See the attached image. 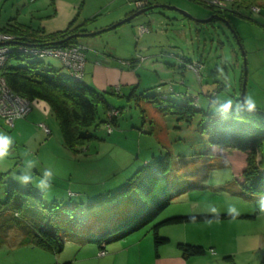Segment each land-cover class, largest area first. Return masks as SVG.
Instances as JSON below:
<instances>
[{"label":"rangeland","instance_id":"obj_1","mask_svg":"<svg viewBox=\"0 0 264 264\" xmlns=\"http://www.w3.org/2000/svg\"><path fill=\"white\" fill-rule=\"evenodd\" d=\"M8 1L17 8L22 4L15 3L17 0H0L2 16L7 13ZM22 1L25 12L32 3L31 0ZM59 1L65 7H74V15L82 9L76 24L85 16L89 18L99 13L88 24L92 28L110 25L112 19V25H117L135 7L131 0ZM149 1L151 8L130 21L94 36L77 38L87 47L83 82L101 93L111 106L120 107L109 130L103 122L96 128L90 127L88 131L95 137L75 154L63 145L55 117L41 100H33L30 106L33 116L41 118L51 130L50 145H39L45 135L37 128L36 120L25 124L26 130L15 136L19 139L13 140L12 135L18 131L0 119V135L11 140L4 149L6 155L0 159V172H6L4 183L0 182V202L6 198L5 182L27 191V186L19 181L27 160L36 161L30 173V191L42 196L40 205L29 195L16 192L9 204L0 205V264H93L89 256L95 245L88 239L123 220L139 203L135 192L116 197L125 187L126 179L145 160L162 158L165 154L170 161L166 184L173 196L154 221L175 214L233 216L249 213L255 217L250 227L237 225L238 222L231 218L182 224H188L187 234L195 242L203 241L204 234L211 232L220 248L235 253L236 261L262 264L264 248L256 243L253 253H244L241 244L244 243L242 236L264 234V212L258 205L264 194L246 193L240 185L245 153L210 145L202 129L209 113L217 112L218 103L237 104L235 99L242 91L244 62L243 102L248 105L251 98L254 109H264V0L252 1V6H259V12L251 9L250 2L241 0H228L220 8L210 5L212 0ZM48 3V0H38L36 5L42 14L52 12ZM139 6L142 4L138 3ZM216 10L219 14H215ZM140 25L148 31L139 34ZM95 56H104L119 64L118 69L113 73L93 74ZM137 58L144 60L132 67L120 65L121 60ZM196 60L202 62L199 76L194 70L198 66L192 63ZM42 61L52 63L61 75L68 76L58 59L45 57ZM11 63L21 64L22 61L11 60ZM122 70L133 71L132 80L127 74L122 76ZM128 83L136 85L130 99L121 95L129 90L130 87H124ZM112 86L121 87L120 95L109 90ZM163 93L169 101L188 103L206 113L192 111L184 118L174 109L162 110L159 107L165 102L161 101ZM209 96L215 100L211 101ZM96 108L97 119L104 118L103 107ZM106 117L109 119L111 113ZM45 169L51 170L53 177L51 187L42 192L36 184ZM109 197L115 198L109 200ZM13 204H18L19 208H14ZM230 205L234 206V212L230 211ZM68 208H75L70 211L73 215H68L69 211L65 210ZM51 209L60 210L63 217H70L63 221L59 231L63 238V249L59 253L32 246V238L27 233L33 230L34 224L45 222L47 210ZM42 215L44 218L40 217ZM75 215L82 219V225L72 228ZM163 228L159 230L160 236L165 233ZM149 236L152 241L151 231ZM22 237V243L29 244L21 245ZM247 245L251 247L250 243Z\"/></svg>","mask_w":264,"mask_h":264},{"label":"trees","instance_id":"obj_2","mask_svg":"<svg viewBox=\"0 0 264 264\" xmlns=\"http://www.w3.org/2000/svg\"><path fill=\"white\" fill-rule=\"evenodd\" d=\"M227 1L221 0V4L217 8H220ZM241 1L243 3L250 2L249 4L252 6L253 0ZM132 3L135 7L127 12L125 16H129L145 7H149L148 9L151 8L149 0H133ZM138 3L142 4V6L137 7ZM203 3L208 5L205 2ZM251 9L257 12L260 11L259 6L255 4ZM98 14L85 18L79 24L75 25L73 22L76 18H74L65 28L47 33L40 28H34L17 22H8L0 25V32L16 38V40H13L16 46L22 44L26 47V50H11L8 53L7 60L0 66V76L5 79L7 86L12 92L26 98L30 103L33 100H41L51 109L57 122L63 145L67 150L75 154L79 153L83 146L86 147L88 142L95 137L94 134L89 133L88 129L90 127L96 128L102 122L105 127L106 125L111 127L115 123L117 115L120 113V107L111 106L101 93L95 91L93 87L83 82L85 59L81 72L82 75L77 79L73 77L69 69L65 66L68 71V76L61 75L52 63L42 61L46 56L40 57L32 50L40 46L67 47L73 44H79L84 47L82 50L84 57V51L87 50V47L78 43L77 38L83 35L97 34L95 32L96 30L91 31L86 27L96 19ZM215 14H219V12L216 10ZM112 24L101 29L99 33L106 29L114 28L120 23L115 26ZM146 30L148 31L147 27ZM237 40L241 41L239 37H237ZM11 60L22 61V63L13 64ZM143 60L144 58L121 60V65L132 67L141 63ZM184 60H187L188 63L191 62V60L185 57ZM192 63H198L202 66L200 60ZM200 69L198 70V76ZM135 86L132 85L125 92L126 94L123 92L121 95H125L126 99H130L134 95ZM109 90L119 95L121 92L120 86H112ZM209 99L211 101L215 100L211 96H209ZM161 101L165 102L160 103L163 104L160 105V109L168 111L174 109V112L177 111L184 118H187L192 111H200L203 115L206 113L202 109L195 108L188 103L180 104L169 101L166 93L162 94ZM235 101L237 102L236 105L226 102L218 103L217 112L215 114L209 113L208 121L202 130L206 132L207 142L210 145L220 148H232L245 153V166L241 171L242 180L240 185L246 193L264 194V109H250L244 102L240 104V96ZM98 105L103 107V113L105 114V117L99 120L97 119L96 108ZM112 109H117V113L108 119L106 117L107 113L111 112ZM26 116L15 119L13 124L16 120L25 118ZM39 124H44L48 128V133L44 132ZM37 126L45 136L50 134V129L44 122L40 121ZM169 169L170 161L168 154H165L162 158L150 161L145 160L141 167L129 175L126 179L125 187L116 196L135 192L139 200L136 208L120 222L91 236L88 242L103 250L104 245L123 239L131 233L149 225L153 247L156 250L159 246L168 242L167 237L159 235V229L162 226L197 223L232 217L231 214H175L159 221H154L172 200L173 194L166 184V174ZM261 170L263 171L262 173L260 172ZM5 177L6 172H0V182ZM1 183H4V181ZM26 186L28 188L27 191H23L14 184L5 182L6 198L0 202V205L9 204L13 194L16 192L27 194L35 202L42 205V196L30 191L32 184L30 185L28 183ZM69 195H72V192H69ZM113 198L115 197H109V200ZM13 205L14 208H19L18 204ZM65 210L69 211L68 215L71 216L73 214L70 211H75V208ZM47 212L49 214H46L45 222L38 225L34 224L32 227L33 230H28L27 233H29L30 239L32 238V246L40 247L52 253H59L63 249V238L60 236L59 231L63 221L69 220L70 217L68 218V215L63 217L60 210L57 209L47 210ZM40 217L44 218L43 215ZM81 225L82 219L77 215L73 216L72 228ZM22 233L24 235L26 234V232ZM23 241L22 237L20 239L21 245L29 244L22 243ZM176 248L184 258L202 256L206 253L203 246L194 243L178 242ZM229 257L224 256L223 259ZM261 263L264 264V257Z\"/></svg>","mask_w":264,"mask_h":264},{"label":"crops","instance_id":"obj_3","mask_svg":"<svg viewBox=\"0 0 264 264\" xmlns=\"http://www.w3.org/2000/svg\"><path fill=\"white\" fill-rule=\"evenodd\" d=\"M132 1L133 0H131V2ZM48 2H49L48 5L51 6L53 10L48 14H42L41 13L42 10H40V7L36 5L38 3V0H31L30 3L32 4L28 7V10L25 12L23 11L24 10L23 6H25V3L22 0H17L15 2L17 4L22 3L21 6L18 8L14 7V4L8 1L9 4L6 15L2 16L0 13V22H2L0 23V25H3L8 22L9 23L17 22L23 25L24 24L29 25L34 28H40L45 33H47L65 28L72 20H74V18L76 19L73 23L74 25L76 24L77 22L76 20L80 16L82 9L78 10V12L74 15L73 13L74 7H72L71 5L70 7H65L64 4H62V1L59 0H48ZM10 7L13 8V11H11ZM85 18L88 17L85 16ZM110 22L113 23L114 22L113 19ZM107 26L108 24L92 28L90 25H87L86 28L91 31L96 30L95 32L98 34L101 31V29ZM87 36H94V35H83L80 37H87ZM117 65L119 64L108 61L104 56L102 57L95 56L92 65V71L93 74H97V72L113 73L112 71L114 69H118ZM84 72H85V68H84ZM120 73L122 76L124 74L125 75L127 74V76L131 78L130 80H132L133 78V74H132L133 71L122 70L120 71ZM93 76L94 75H92L91 78ZM132 85H134V83H128V85H124V87L128 88L131 87ZM32 121L38 123L41 121V118H39L38 116L36 117L33 116L32 111H30L25 118L16 120L14 122L13 128H16L18 132L12 135L14 136L12 137L13 140L19 139V137H15V136H20L21 132L26 130L25 124L29 125L28 123L31 124ZM50 141H51V136L48 135L47 137L43 136V142L42 143L40 142L39 145L40 146L50 145L49 144ZM24 148L29 151V149H27L26 147ZM229 218L234 219L235 223L238 222L237 225L244 224L246 225V227L247 226L250 227V225H252V223L254 222L253 218L255 217L254 215H251L249 213H241L238 215H233L232 217ZM149 227L150 226L147 227L148 229L142 228L138 231L131 233L130 235L126 236L123 239L104 245V247L102 248L104 254L101 256L98 255L101 249L95 245L94 248H91V255L89 256V258L93 260V264H244L245 263V261L243 263L236 261L237 257L231 249L224 247L220 248L213 241L212 239L213 233L211 232H206L204 234L205 237L203 241H199L200 243L195 242L194 239H192V237H189L187 234L189 227L188 224H175L174 226L167 225V227L166 226H163L164 228L161 227L160 229L162 228L165 229L164 230L165 233L163 234V236L168 238V242L159 246L155 250L149 236V231H150ZM252 230L254 229L252 228ZM170 233H175V235L173 236ZM246 234L249 233L247 232ZM255 235H253V233H250L249 235L242 236V238L244 239L243 240L244 243L241 244V248L244 253H248V252L253 253V250L257 245L259 248H264V234L259 232L258 234L259 236H257L258 238ZM178 242L199 244L205 248L206 253L202 256H191L184 258L181 256L179 250L176 248V244ZM249 243L251 246L250 248L249 245H247ZM80 244L81 243H79V245ZM235 252L239 254L237 251ZM224 256H230V257L223 259ZM246 264H249V262L247 261Z\"/></svg>","mask_w":264,"mask_h":264},{"label":"built area","instance_id":"obj_4","mask_svg":"<svg viewBox=\"0 0 264 264\" xmlns=\"http://www.w3.org/2000/svg\"><path fill=\"white\" fill-rule=\"evenodd\" d=\"M220 1L212 0L211 4L218 6L221 4ZM146 31V27H144L143 25L139 26V34H142ZM13 40H16L14 36L0 32V66L5 63L8 57V53L11 50H26L25 45L18 44L16 46V44L14 43L15 41ZM83 48L84 47L82 45L73 44L67 47L40 46L34 48L32 51L40 57L46 56L59 59L63 66L69 69L73 77L78 79L82 75L81 72L84 62L82 52ZM193 64L198 66V68L194 69L195 72H198L201 67L200 64ZM30 104L31 103L29 100L12 92L11 89L7 86L5 79L0 76V119H2L5 124L13 125V121L15 119L26 116L31 110ZM109 113H111V117H113L116 115L117 109H112ZM39 126L44 132L48 133V128L44 124H39ZM107 128L109 130L110 126L106 125V129ZM98 254L103 255L104 251H100Z\"/></svg>","mask_w":264,"mask_h":264},{"label":"clouds","instance_id":"obj_5","mask_svg":"<svg viewBox=\"0 0 264 264\" xmlns=\"http://www.w3.org/2000/svg\"><path fill=\"white\" fill-rule=\"evenodd\" d=\"M248 107L250 109L255 107V103L254 101L251 100V98L248 99ZM10 143H11L10 138L0 135V159H2L6 155V152L4 149ZM35 164H36V161L34 160H27L25 162V170L19 176V181L22 184L26 185L31 182L32 176L30 173H31V169L33 168ZM52 177H53V172L49 169H45L43 171L42 177L39 179L38 183L36 184L37 189L42 192L47 191L51 187ZM258 205H259L260 211L264 212V197H260V199L258 200ZM229 208H230V211H233V212L235 211L234 206L230 205ZM100 251H103V250H100Z\"/></svg>","mask_w":264,"mask_h":264},{"label":"water","instance_id":"obj_6","mask_svg":"<svg viewBox=\"0 0 264 264\" xmlns=\"http://www.w3.org/2000/svg\"><path fill=\"white\" fill-rule=\"evenodd\" d=\"M148 8H149V7L142 8V9H140V10H138V11H136V12L130 14L129 16L125 17L123 20H121V21L118 22V23L126 22V21L130 20L131 18H133L134 16H136V15H138V14H140V13L146 11ZM168 8L173 9V10L179 12L180 14L187 15L184 11H182V10H180V9H177V8H175V7H171V6H169ZM113 26H115V25H113ZM245 78H246V66H245V62H244L243 81H242L243 85H242V91H241V94H240V104H243V99H244V98H243V92H244Z\"/></svg>","mask_w":264,"mask_h":264}]
</instances>
